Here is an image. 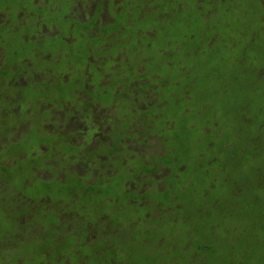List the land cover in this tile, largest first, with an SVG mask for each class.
Wrapping results in <instances>:
<instances>
[{
  "label": "trees",
  "instance_id": "1",
  "mask_svg": "<svg viewBox=\"0 0 264 264\" xmlns=\"http://www.w3.org/2000/svg\"><path fill=\"white\" fill-rule=\"evenodd\" d=\"M122 1L125 27L39 70L79 60L68 80L0 95V264H264V0Z\"/></svg>",
  "mask_w": 264,
  "mask_h": 264
},
{
  "label": "flooded vegetation",
  "instance_id": "2",
  "mask_svg": "<svg viewBox=\"0 0 264 264\" xmlns=\"http://www.w3.org/2000/svg\"><path fill=\"white\" fill-rule=\"evenodd\" d=\"M11 1L5 2L4 5L0 6V27L7 32L4 36H0V90L4 86L8 88L7 90H1L0 95H4L6 100H12L10 103H15L16 101L11 98L13 97L12 89L14 88L20 91H34V84L45 87L44 84H52L59 81L61 77L60 74H58V77H55L53 75L49 76L47 74L49 71L40 73L41 71L37 69L39 64L40 68L43 65L47 66L46 63L52 58V65L55 69L59 61L78 55V51L75 49L81 47L83 42L87 41L86 43H88L95 40L102 41L104 32H108L112 28L106 27L105 25L108 22H113V19L106 18L103 15L100 17L98 16V19H94V15L98 12L97 9L99 7L97 3L103 6V12L106 10L109 1L113 5L116 3V1L112 0H55L53 3L54 6L46 9V6L48 4L50 5V0H40L39 3L42 4H38L37 0H22L23 4L18 10H14L11 9L10 4H8ZM128 1L130 5L129 10L138 14V18L143 17L144 12L146 14L144 8L142 9V14L139 12L141 9L137 0ZM92 2V7L88 8L87 4ZM27 3L34 6L39 13H36L34 16H32V13L25 14L23 6ZM122 3L123 1L121 0L119 3H116L115 7L120 12L124 11L118 7ZM154 8L155 6H151V10ZM146 10L150 11L149 8H146ZM151 12L152 11L149 13ZM23 15L25 19H23ZM127 16L129 17V15ZM29 17H31V19L27 21ZM118 18H120V16L117 17V19ZM9 20H13L17 24L18 29L14 26H10ZM44 21L45 23H43ZM129 21L130 19H128L125 24H128ZM17 32L22 34L25 33V35H22L23 37H15ZM37 45L46 47L41 51H37ZM49 49H51L52 52H50ZM34 52H38L37 56H34V58L36 57V61L33 60ZM19 56H21L20 59H18ZM39 57H41V60L37 61ZM89 58L90 57L82 64L85 65L84 68L86 71L90 70L88 64H91L93 69H95L94 64H97L96 60L93 64L91 62L92 60ZM107 58L109 57H105L104 59L107 60ZM78 61L79 60H76L77 67H74L76 64L67 66V72H69V74L73 73L70 72V70L76 71L81 68ZM48 67L50 68V65ZM69 74L61 78L66 79L67 77H71ZM88 84L91 85L90 83ZM42 106L44 108L39 109L47 110L49 108V104L41 105V107ZM15 107H17V109L21 107L18 101Z\"/></svg>",
  "mask_w": 264,
  "mask_h": 264
},
{
  "label": "rangeland",
  "instance_id": "3",
  "mask_svg": "<svg viewBox=\"0 0 264 264\" xmlns=\"http://www.w3.org/2000/svg\"><path fill=\"white\" fill-rule=\"evenodd\" d=\"M39 1L40 0H37V2H38V4H42V3H39ZM65 1H68V0H65ZM112 1H116V0H112ZM55 2V0H50V5L48 4L47 6H46V9L47 8H50V7H52V6H54L53 5V3ZM92 5H93V2L92 3H88L87 4V7L88 8H90V7H92ZM97 5L99 6L98 7V12L94 15V19H98V16L100 17V16H105L106 18H112L113 19V22H108V23H106V27H112V28H115L116 30H118V28H117V25L119 24V20L117 19V17H119L120 16V18H121V21H120V23H122L121 25L122 26H124L125 27V23H126V21L128 20V19H130V17H128L125 13H123V11H119L118 9H116L115 8V6L109 1V3L107 4V8H106V10L103 12V6H101V5H99V3H97ZM84 8H85V6H84ZM23 9H24V11H25V14L27 13V14H30V13H32V16H34L36 13H39V11L34 7V6H32L30 3H27V4H25L24 6H23ZM117 11H119V12H117ZM104 13H105V15H104ZM118 13H120V14H118ZM132 14V13H131ZM133 15V14H132ZM0 18H1V16H0ZM106 18H104V19H106ZM23 19H25L24 18V15H23ZM29 19H31V17H29L28 19H27V21L29 20ZM8 20V19H7ZM141 20H143V19H141ZM10 21V26H14V27H16L17 29H18V27H17V24L13 21V20H9ZM137 20H135V21H133V22H136ZM43 23H45V21L43 22ZM138 24H142V21H140V20H138ZM5 26H8L7 24H4ZM56 25V24H55ZM57 25H58V23H57ZM199 24L197 23V22H195V29H196V26H198ZM63 26V25H62ZM136 25H133V27H135ZM201 26H202V24H201ZM203 28V27H202ZM2 31V29H0V32ZM101 33H102V26H101ZM111 34H113V33H111ZM195 34V33H194ZM208 34H210V33H207V35ZM114 36H115V34H113ZM194 37H195V35H194ZM198 39H199V43H200V41H203V38L202 37H198ZM43 41H46V40H43ZM195 41H197V39H196V37H195ZM33 44H34V42H33ZM44 47H46V46H42V45H37V51H41ZM50 50V52H52V50L51 49H49ZM37 54H38V52H34L33 53V60L35 59L34 58V56H37ZM38 63V62H37ZM74 67H77V64L74 66ZM37 69L38 70H40V64H39V67H37ZM107 78H109V76L107 77H105L103 80H102V82H104V84H107V85H110V83H111V81H110V79H109V81L107 82L106 80H108ZM161 78L163 79V80H165L166 79V75L165 74H161ZM64 80H66V79H64ZM131 85H133V86H137V87H140L139 86V82H132L131 83ZM120 88V87H119ZM132 94H136V93H134V91L132 90ZM41 108H44L43 106L41 107ZM38 107H36V106H34V105H32V107H31V111H33L34 112V115H35V120H34V122L32 123V125L34 126L35 124H37V123H39L40 121H43L44 119H45V116H46V118H49L50 119V116H51V114H49V113H46L45 111H43V110H39V112H37L38 110ZM15 111L17 112L18 110L17 109H15ZM30 111V112H31ZM53 113H54V111H53ZM100 113V115H102V111H100L99 112ZM60 116H61V113L60 112H57V115H56V118L59 120V123H61L62 124V127H63V130H62V132L65 134V133H70V132H72L73 130H75L76 128H78V129H82L83 127H82V123H80L79 121H78V119H76V122L75 123H73V124H71V122H69V121H66V122H64L63 121V119L62 120H60ZM29 120H31L30 119V116H29ZM16 132H22V128L20 127V128H18L17 129V131ZM20 133L19 134H14L13 135V141L14 140H16L17 139V137L20 135ZM12 139H10L9 137L7 138V139H3V141L2 142H6V141H8V140H12ZM72 140H73V142L75 143V144H77V145H79L81 142H82V138H81V136H78V137H74V138H72ZM157 141L155 140V139H153V140H151V144L149 145V146H147V147H143V146H139V147H137V146H135V147H129V151L131 150V151H133V152H135L136 154H138L139 156H141V157H150L152 154H162V149L160 150H158V145H157ZM10 149H9V145H7L4 149H1L0 150V156L2 157L4 154H6V152L7 151H9ZM40 170H43L42 168L40 169ZM166 174H167V171H165V173L164 172H161V174L158 176V177H156V175H151V178H153V179H157V178H159V179H162V177H165L166 176ZM165 175V176H164ZM129 178V177H128Z\"/></svg>",
  "mask_w": 264,
  "mask_h": 264
}]
</instances>
